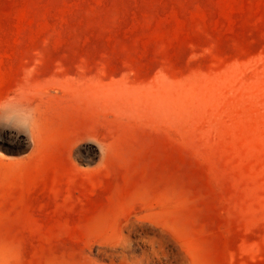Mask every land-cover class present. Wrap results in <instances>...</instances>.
<instances>
[{
    "label": "rangeland",
    "instance_id": "374dc122",
    "mask_svg": "<svg viewBox=\"0 0 264 264\" xmlns=\"http://www.w3.org/2000/svg\"><path fill=\"white\" fill-rule=\"evenodd\" d=\"M158 247L264 264V0H0V264Z\"/></svg>",
    "mask_w": 264,
    "mask_h": 264
},
{
    "label": "bare ground",
    "instance_id": "6f19581e",
    "mask_svg": "<svg viewBox=\"0 0 264 264\" xmlns=\"http://www.w3.org/2000/svg\"><path fill=\"white\" fill-rule=\"evenodd\" d=\"M155 254L156 255H154V257L152 259H150V258L148 259V261H150V260L152 261V264H174L173 263V259H175L174 255H172L170 253L167 254L164 250H161L160 248L157 250V253H155Z\"/></svg>",
    "mask_w": 264,
    "mask_h": 264
}]
</instances>
